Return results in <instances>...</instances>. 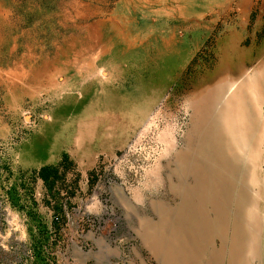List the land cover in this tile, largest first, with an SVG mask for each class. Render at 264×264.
I'll list each match as a JSON object with an SVG mask.
<instances>
[{"label": "rangeland", "instance_id": "obj_1", "mask_svg": "<svg viewBox=\"0 0 264 264\" xmlns=\"http://www.w3.org/2000/svg\"><path fill=\"white\" fill-rule=\"evenodd\" d=\"M262 61L264 0H0V264H264V106L255 186L225 200L189 107ZM181 148L197 171L169 169Z\"/></svg>", "mask_w": 264, "mask_h": 264}, {"label": "bare ground", "instance_id": "obj_2", "mask_svg": "<svg viewBox=\"0 0 264 264\" xmlns=\"http://www.w3.org/2000/svg\"><path fill=\"white\" fill-rule=\"evenodd\" d=\"M171 37L173 38V36ZM241 56L240 54L239 57ZM222 62L223 60L220 62L219 68L221 69L219 71L223 69L224 64ZM242 71L238 68L234 70L233 76L238 75L237 81H231L224 75L211 77L208 82L201 84V87L196 91L195 98L189 102L192 117L195 118L192 122H196V118L199 119L198 128L204 135L200 140L201 143L203 146L207 143L211 144V151L206 150L198 155L206 157V166L208 165V167H203L204 169L212 170V172H215L216 169L217 173L219 171L217 175L221 182L217 184L220 187L222 185L226 190L224 200L231 196L229 189L231 186L235 185L236 189L239 190L245 186V183H242L243 179L246 183L248 181L249 184L255 186L256 179V164L253 159L251 160V156L257 152V146L254 143L262 115L260 111L256 113L254 103L258 106H264V61H262L261 70L255 71L252 76H249L252 78L243 76ZM235 116H238V120L235 119ZM193 151L184 148L177 150L172 155L171 163H168L169 169L172 165L179 174L185 171H197V168L201 166L196 167L197 164L191 159L195 154ZM233 175L237 176L236 181H230V177L232 178ZM211 183L212 180L210 181V179L208 181L206 179L196 181L197 185L203 184L207 187L196 197L202 203H209L208 205L212 206L213 209L212 199L209 197V187H215V185ZM227 189H229L228 195ZM258 194L259 192L255 191L253 187L252 189L246 187L244 191L242 190L241 193L237 194L235 201L232 199V204L235 203L240 212L247 211L245 214L250 217V220L255 219L254 210L251 207L254 205L253 198ZM218 195L214 196L216 200ZM252 222L254 229L259 227L257 221ZM236 230L240 231L241 239L228 236L224 241L227 245L231 242H245L244 232H248L242 230L241 227ZM220 240L223 238L220 237ZM248 244L250 248H254L251 243L248 242ZM234 245L236 261L239 259L238 247L236 244ZM236 263L242 264L241 262Z\"/></svg>", "mask_w": 264, "mask_h": 264}, {"label": "trees", "instance_id": "obj_3", "mask_svg": "<svg viewBox=\"0 0 264 264\" xmlns=\"http://www.w3.org/2000/svg\"><path fill=\"white\" fill-rule=\"evenodd\" d=\"M65 159H66V156L62 155L61 160H65ZM55 170H56L55 167L44 166V167L39 168V170L37 171V175L45 183L46 181H48L49 175L53 174Z\"/></svg>", "mask_w": 264, "mask_h": 264}]
</instances>
